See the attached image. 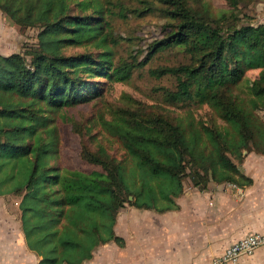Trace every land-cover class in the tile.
Masks as SVG:
<instances>
[{"label":"trees","instance_id":"trees-1","mask_svg":"<svg viewBox=\"0 0 264 264\" xmlns=\"http://www.w3.org/2000/svg\"><path fill=\"white\" fill-rule=\"evenodd\" d=\"M70 0H0V13L20 32L37 30L34 44L0 55V197L18 200L22 232L39 264H83L114 233L120 209L130 206L163 213L184 191L214 181L235 182L244 154L264 155V23H243L242 2L226 0L215 13L207 0H151L166 19L161 39L147 55L128 52L114 61L122 38L112 19L125 11L118 0H92L94 12L72 14ZM151 2L142 11H148ZM132 14L140 16L135 9ZM105 48L104 59L67 55L68 47ZM181 51L177 66L149 70L161 88V102L173 108H207L218 123L193 114L169 116L153 105L122 94V105L103 102L96 79L129 84L157 54ZM251 54L250 58L249 55ZM257 76L249 79V70ZM102 108L89 123L96 129L81 141L79 157L90 171L58 166L56 118L71 108ZM78 134L84 139L83 134ZM120 145L132 165L112 157L97 136ZM131 198V199H130Z\"/></svg>","mask_w":264,"mask_h":264},{"label":"crops","instance_id":"crops-1","mask_svg":"<svg viewBox=\"0 0 264 264\" xmlns=\"http://www.w3.org/2000/svg\"><path fill=\"white\" fill-rule=\"evenodd\" d=\"M0 23L16 33L1 13ZM240 171L249 184L239 177L235 182L207 177L199 186L186 181L182 195L163 213L125 206L114 225L122 242L98 246L83 264H213L243 236L264 234V155L245 153ZM40 260L26 245L18 200L1 196L0 264ZM234 264H264V248Z\"/></svg>","mask_w":264,"mask_h":264},{"label":"rangeland","instance_id":"rangeland-1","mask_svg":"<svg viewBox=\"0 0 264 264\" xmlns=\"http://www.w3.org/2000/svg\"><path fill=\"white\" fill-rule=\"evenodd\" d=\"M142 1L151 2V0H118V6L126 11L124 12L125 17H123V14L118 16L119 8L117 7L115 9L116 17L112 19L114 34L123 39L117 46L112 48L114 61L125 58L130 51L139 52V60H142L147 55L149 46L163 36L166 19L161 13V5L151 2L148 11H142L147 5V3H140ZM207 2L215 13L226 11L229 8L226 0H207ZM69 9L72 14H91L94 12V3L92 0H70ZM135 9L141 11L140 16L131 13ZM238 9L243 23L260 24V16L264 15V0L241 1ZM15 32L5 28L0 23V54L17 52L20 51L24 43L34 44L36 42L37 30L35 29L23 32L15 29ZM104 52V47L95 45L65 49L67 55L90 54L93 57H99V59L105 58ZM250 56L251 54L249 58ZM184 61L185 56L181 51L169 50L162 52L155 55L142 70L135 72L129 84L111 83L107 78L96 79V82H98L96 94L100 95L98 98H102L103 102L117 106L123 104L120 98H122V94H126L148 105L155 106L162 113L169 116H182L191 113L197 120L207 125L218 123V119L207 108H197L195 105H191L176 109L161 102V88H172L173 81L167 78L156 80L149 75V70L162 66H177ZM246 76L249 79L254 78L257 76L256 70L251 68ZM99 112H103L100 105L99 108H94V105H80L63 112L60 117L55 119L61 139L60 154L56 161L58 166L82 171L92 169L91 166L80 159L79 150L81 141L87 142L89 147L93 148L94 144L89 142L88 138L95 134L97 130L91 128L89 120L98 115ZM77 130L81 132L80 134H83V140ZM97 140H101L108 153L116 160L121 161L126 158V169H131L132 165L129 163V158L125 156L124 151L117 142L103 138L102 135H98Z\"/></svg>","mask_w":264,"mask_h":264},{"label":"built area","instance_id":"built-area-1","mask_svg":"<svg viewBox=\"0 0 264 264\" xmlns=\"http://www.w3.org/2000/svg\"><path fill=\"white\" fill-rule=\"evenodd\" d=\"M259 248H264V234H247L229 246L223 254L215 257L213 264H234L241 257L250 256Z\"/></svg>","mask_w":264,"mask_h":264},{"label":"water","instance_id":"water-1","mask_svg":"<svg viewBox=\"0 0 264 264\" xmlns=\"http://www.w3.org/2000/svg\"><path fill=\"white\" fill-rule=\"evenodd\" d=\"M131 199V198H130Z\"/></svg>","mask_w":264,"mask_h":264}]
</instances>
